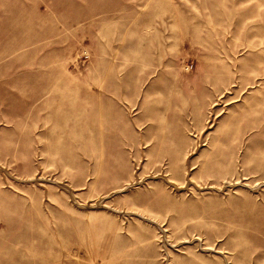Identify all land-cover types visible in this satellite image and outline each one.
I'll return each instance as SVG.
<instances>
[{
  "label": "rangeland",
  "instance_id": "obj_1",
  "mask_svg": "<svg viewBox=\"0 0 264 264\" xmlns=\"http://www.w3.org/2000/svg\"><path fill=\"white\" fill-rule=\"evenodd\" d=\"M0 264H264V0H0Z\"/></svg>",
  "mask_w": 264,
  "mask_h": 264
},
{
  "label": "bare ground",
  "instance_id": "obj_2",
  "mask_svg": "<svg viewBox=\"0 0 264 264\" xmlns=\"http://www.w3.org/2000/svg\"><path fill=\"white\" fill-rule=\"evenodd\" d=\"M164 239V238H163Z\"/></svg>",
  "mask_w": 264,
  "mask_h": 264
}]
</instances>
